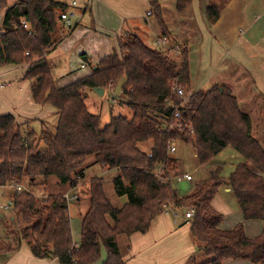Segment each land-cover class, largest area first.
Listing matches in <instances>:
<instances>
[{
	"label": "trees",
	"instance_id": "1",
	"mask_svg": "<svg viewBox=\"0 0 264 264\" xmlns=\"http://www.w3.org/2000/svg\"><path fill=\"white\" fill-rule=\"evenodd\" d=\"M229 2L211 0L206 8L210 23L219 20ZM191 5L192 0H177L175 9L184 14ZM67 9L68 4L56 0H16L12 7H8V0H0V13L5 10L0 68L26 65L24 80L31 82L33 102L53 106L57 116L55 132L44 128L37 136L30 131L23 134L13 115H0V187L27 182L24 191L14 190L11 197L13 210L27 228L10 231L12 243L0 240V257L13 256L26 243L38 259L94 264L104 247L107 256L103 264H125L118 238L148 233L153 221L173 206L175 210L195 212L191 235L199 245L193 264H197V257L202 258L200 264L228 260L264 264V231L248 238L242 223L222 230L224 216L212 204L226 185L235 195L245 221L264 222V138L254 135L253 120L237 96L225 85L190 93L186 108L181 109L183 128L177 129L175 113L182 101L173 87L182 86L185 92H191L190 48L181 46L179 54L173 48L153 49L135 34L121 38L91 75L58 89L47 58L66 37L60 13ZM151 11L161 38L171 40L160 4L153 2ZM120 83L122 105L132 110L133 117H112L102 127L101 117L86 104L88 93H95L96 88L113 91ZM149 142L150 150H142L141 145ZM178 142L192 144L201 166L212 163L229 147L244 162L228 179L220 171L212 172L210 178L194 185L191 194L181 196L176 180L180 175L178 160L170 154L171 146ZM90 157L93 165L116 171L115 194L127 201L120 208L113 206L105 193L104 179L92 177L86 191L89 208L82 216L77 246L67 193L87 178ZM52 179H57L65 192L46 191L45 199L39 200L32 189L47 190ZM80 201L78 197L75 200Z\"/></svg>",
	"mask_w": 264,
	"mask_h": 264
},
{
	"label": "crops",
	"instance_id": "2",
	"mask_svg": "<svg viewBox=\"0 0 264 264\" xmlns=\"http://www.w3.org/2000/svg\"><path fill=\"white\" fill-rule=\"evenodd\" d=\"M56 1L66 3L70 7L73 0ZM77 1L79 11L82 13L81 19L75 28L64 29L66 37L51 49L48 60L51 55H54V58L62 56L63 58L59 60H70L76 69L79 67L84 71L88 70L89 63H93L96 67L102 58L112 54L119 40L128 35L139 36L145 44L148 38L156 45V41L161 39V30L154 15L148 17L147 14L149 11L152 12L151 4L158 2L162 8L164 21L172 34V39L167 40L168 46L180 48L182 45L178 40L181 39L190 43L186 44L190 48V62L197 51L199 64L197 74L201 76L198 84L200 88L220 76L218 81L221 83L215 81V85L227 86L238 99L246 96L264 97V0H230L215 24L210 23L206 15V8L211 0H192L191 7L184 14L176 11L177 0ZM15 3V0L11 3L8 0V7H12ZM169 7L171 14L167 11ZM4 15L5 10L0 13V33ZM183 34L186 35L185 38ZM81 57L84 62L79 59ZM82 65L85 67L82 68ZM95 67L89 72H83V75L82 71H79L78 75L70 78L75 72L73 71L67 80L73 83L80 76H89ZM27 68L25 65L0 68V85H2L0 115H13L19 125L28 124L33 120L43 121L47 117V113L40 114V110L45 106L33 102L31 83L24 80ZM190 69L193 83L191 63ZM66 81H55V86L58 89L63 88L70 84L65 85ZM247 101H249L248 98ZM250 101H256V99ZM241 105L244 108L242 103ZM50 108L53 110L52 116L57 121L56 109L53 106ZM250 116L253 120L254 116ZM44 125V128H47L46 121ZM234 155L232 157L236 158L237 155ZM236 159L233 163L234 170L243 163L239 158ZM177 160L180 172V160ZM215 160L209 165H200L199 169L210 167L212 172L220 171L222 174L223 167ZM250 168L253 169L252 166ZM223 188L224 193L233 194L228 186L225 185L221 189ZM221 189L212 203L214 208L224 216L222 223L224 227L221 225V229L229 230L242 223L248 238L262 234L264 222L245 221L238 202L236 201V206L230 205L222 197ZM4 218L5 215L0 213V222L6 221ZM73 222L77 226L82 224L81 221L78 224V220H72L71 228ZM128 238V254L123 255L125 264H189L197 254V243L191 235V221L185 220L183 215L180 219H175L163 213L153 221L148 233L135 234ZM21 259L29 264H59L58 260L36 258L26 243L23 244L20 252L11 258L0 257V264H20ZM223 264L253 263L228 260Z\"/></svg>",
	"mask_w": 264,
	"mask_h": 264
},
{
	"label": "rangeland",
	"instance_id": "3",
	"mask_svg": "<svg viewBox=\"0 0 264 264\" xmlns=\"http://www.w3.org/2000/svg\"><path fill=\"white\" fill-rule=\"evenodd\" d=\"M13 0H9V3H11ZM16 1V0H15ZM82 1V0H81ZM84 3V2H82ZM81 6L84 8V5L81 4ZM168 14L171 10L170 7L168 8ZM62 30L63 27H62ZM64 33V31H63ZM184 38L186 35H182ZM182 38V37H181ZM182 46H185L186 44H190L188 42H185V40L181 39L178 40ZM146 44H148L151 48L161 50L157 45H155L154 41H150L148 38L146 39ZM171 48V47H170ZM177 48V47H175ZM179 48V47H178ZM164 51V49H162ZM197 50V49H195ZM54 55H51L49 57V62L52 66L53 74H54V80L57 82H64L68 79L70 73L75 71L76 73L78 69V73L71 75L70 78L75 77L76 75L79 74V71H82V75L84 74L83 72H89L90 69L94 68L93 63L88 64V70H80L79 67L76 69V66L70 62V60H59V58H63L62 56H58L57 58L53 57ZM81 61H83V58H79ZM191 60V59H190ZM84 62V61H83ZM198 62V54L197 51L194 53L193 59L190 62L191 63V68H192V74H193V83L191 87V92H185L187 96H190V93L195 92L196 90H202V91H209L214 87L217 81V83H221L218 80H220V76L214 78L213 81L209 82L208 84L204 85L202 88L199 87V78L201 77L200 74H197V69L199 68ZM26 67V65H25ZM68 71H67V69ZM69 70H71L69 72ZM194 70V73H193ZM80 76V75H79ZM80 77H85V76H80ZM78 77V78H80ZM69 78V79H70ZM75 79V80H78ZM28 81V80H27ZM30 82V81H28ZM71 80H67L65 85L70 83ZM75 82V81H74ZM31 83V82H30ZM223 84V83H222ZM123 83H120L113 91L110 90L106 92V94L103 97H99L97 94L93 92L88 93V99L86 100V104L89 108V110L97 114L101 117V125L104 127L105 125L109 124L111 121L112 117H118V116H123L131 119L133 117V112L132 110L127 106V105H122V96H121V90H122ZM245 98V99H244ZM239 97V100L243 104L244 108L246 109L245 112H247L249 115L254 116L253 119V125H254V134L258 139L263 140L264 138V97L262 98L261 96H246V97ZM247 98L249 101H247ZM256 101H250V100H255ZM49 107V108H48ZM50 105H46L44 109L40 110V114L47 113V117L43 119V121H38V120H33L29 121L28 125L27 124H22L21 125V130L23 134H26L27 131L34 132L37 136H40L42 131L44 130V123L46 121L47 123V128L50 132L54 133L56 130V125L57 121L55 117L52 116L53 110L50 108ZM251 112V113H250ZM262 126V127H261ZM46 130V129H45ZM260 136H263L262 138ZM152 144L146 143L144 145H141V149L144 151H149L151 148ZM176 152L173 154V157L176 159L180 160V173L181 175H192L194 177V181H187V180H178L179 183L177 185L179 194L181 196H188L189 194L192 193L194 189V185L197 182L204 181L208 178L211 177L212 173V168L207 167L203 169H199L200 165L199 162L196 158V152L192 146V144H185L183 142H178L176 145ZM237 155L236 158H239L241 161L244 162L243 158L236 153L233 148L229 147L226 150H224L219 156L216 158L215 162L217 164L222 165L223 167V173L222 176L224 178H229L230 174L233 172V163L235 162L233 155ZM234 155V156H235ZM237 160V159H236ZM93 157L88 158L87 161V169H86V176L87 178L79 183V186L74 189L69 191L67 194L70 196V198H73L75 195L82 201L79 203L69 200V210L70 212V217H71V222L72 220L76 221L78 220L82 222V216L86 214L88 210V199L89 197L86 195L87 190L89 188V180L92 177L99 176L104 179V188H105V193L107 195V198L112 202L113 206L120 208L122 207L127 199L125 197L120 198L117 197L115 194V189H114V184H113V178L116 175V171H109L108 169L103 168L102 166L99 165H93ZM92 163V164H90ZM177 180V179H176ZM27 182L23 185L24 188L27 187ZM42 188L36 187L32 189V192L36 195V197L39 200L45 199L46 197L43 192H48L49 194H55L56 192L63 191L65 192L66 188H62L59 186L57 179H52L50 181V187L44 191H42ZM14 189L10 187H0V213H3L5 215V221L0 222V240L12 243L14 241L13 236L11 235L10 231H24L27 228V225L21 219L16 212L11 208L7 212H3L6 210L2 209V206L8 205L10 202V198L13 196ZM221 195L222 197L230 203V205L236 206L237 204V199L234 194H228L224 193V188L221 189ZM168 209H173V206L168 207ZM179 211V210H176ZM7 213V214H6ZM180 219L182 215L184 216L183 212H178ZM221 214V213H220ZM170 217L174 218L172 213L169 214ZM223 215V214H221ZM192 221V220H190ZM223 223V222H222ZM6 224L8 227H6ZM241 224V223H239ZM222 227H224L223 224H221ZM238 225V224H237ZM236 225V226H237ZM230 226V225H229ZM235 226V227H236ZM72 235H73V242L75 245H79L81 241V234H82V224L78 225L73 222L72 224ZM233 229V228H232ZM129 238L127 236H120L118 238V244L119 247L122 251V254L126 256L128 254V242ZM131 243V242H130ZM197 243V242H196ZM199 245V244H197ZM23 246V245H22ZM22 246L18 250L17 253L20 252ZM16 253V254H17ZM14 254V255H16ZM106 250L104 247L101 248V258L94 264H103L104 260L106 259ZM198 255V253H197ZM12 256L8 257L11 258ZM197 264H200L202 261V258H198ZM38 261V260H37ZM42 261V260H39ZM40 263V262H39ZM59 263V261H58ZM20 264H29L27 261L24 263V259L20 260ZM60 264V263H59ZM175 264H180V263H175ZM184 264V263H183ZM192 264V261L191 263Z\"/></svg>",
	"mask_w": 264,
	"mask_h": 264
},
{
	"label": "built area",
	"instance_id": "4",
	"mask_svg": "<svg viewBox=\"0 0 264 264\" xmlns=\"http://www.w3.org/2000/svg\"><path fill=\"white\" fill-rule=\"evenodd\" d=\"M152 15V12H148L147 16L150 17ZM81 16H82V13L79 11V3L77 0H73L71 2V5L69 7V9H67L66 11L64 12H61L60 13V22L61 24L63 25V27L65 29H68V30H71L73 28H75V26H77V24L79 23L80 19H81ZM24 26L26 29H28V25L24 22ZM156 45L161 48V49H164V50H169L171 49L169 46H168V41L167 39L165 38H159L157 41H156ZM179 48H173V51H175L176 54H179ZM85 65H82V68H84ZM0 87H2V85H0ZM173 92L181 99L182 103L180 105V107H178L176 109V113H175V117H176V125L175 127L179 130H181L183 128V124H182V120H183V117H182V110L186 108V105L188 104L189 100H190V96H187L186 93H185V90L183 89L182 86H178V85H174L173 87ZM182 109V110H181ZM176 152V146L175 144L171 146L170 148V154H174ZM162 172V171H160ZM177 180H187V181H192L193 180V177L192 175H189V174H186V175H179L177 178ZM5 187H10L14 190H17L18 192H22L25 190V188L23 187L22 184H17L15 182L13 183H9L7 184ZM67 199L68 201L70 200H73L75 201L77 199L76 196H74L73 198H70L69 196H67ZM13 206V200L10 199V202L8 205H5V206H2V209L3 210H10ZM179 211H176V210H173V209H167L164 213L166 214H170L172 213L173 217L175 219H178L179 217V214H178ZM180 212H183L184 213V219L185 220H192L195 216V212L194 210L192 209H186V210H183V211H180Z\"/></svg>",
	"mask_w": 264,
	"mask_h": 264
},
{
	"label": "water",
	"instance_id": "5",
	"mask_svg": "<svg viewBox=\"0 0 264 264\" xmlns=\"http://www.w3.org/2000/svg\"><path fill=\"white\" fill-rule=\"evenodd\" d=\"M95 70H96V68H95ZM94 92H95L99 97H103L104 94H105V90L102 89V88H96V89H94Z\"/></svg>",
	"mask_w": 264,
	"mask_h": 264
}]
</instances>
